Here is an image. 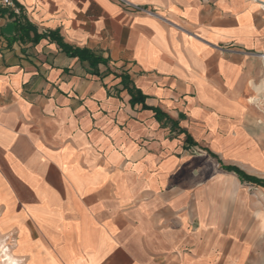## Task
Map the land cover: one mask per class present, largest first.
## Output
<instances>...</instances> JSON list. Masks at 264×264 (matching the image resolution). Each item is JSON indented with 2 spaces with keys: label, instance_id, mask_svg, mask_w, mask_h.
<instances>
[{
  "label": "crops",
  "instance_id": "0c3cea01",
  "mask_svg": "<svg viewBox=\"0 0 264 264\" xmlns=\"http://www.w3.org/2000/svg\"><path fill=\"white\" fill-rule=\"evenodd\" d=\"M125 1L0 7V256L264 264V0Z\"/></svg>",
  "mask_w": 264,
  "mask_h": 264
},
{
  "label": "trees",
  "instance_id": "16d2710c",
  "mask_svg": "<svg viewBox=\"0 0 264 264\" xmlns=\"http://www.w3.org/2000/svg\"><path fill=\"white\" fill-rule=\"evenodd\" d=\"M10 14L14 15L12 11H11ZM48 34H49V37L52 38V39H54L58 43L59 47L62 50L66 51L68 54H70L72 56H78V57H81L82 56V53L83 52H81L79 50H73L72 51L71 49L67 48L61 42L60 38L55 33L50 32ZM135 100H136L135 98H133V97L131 98V101L132 102L135 101ZM222 169L225 170V171H227V172L234 173L244 183H250V184H253V185H256V186H260V187H263L264 188V181L259 180V179L254 178V177H251V176H248L244 172H242L241 170H239L238 168L229 167L228 166V167H222Z\"/></svg>",
  "mask_w": 264,
  "mask_h": 264
},
{
  "label": "built area",
  "instance_id": "2783aa9c",
  "mask_svg": "<svg viewBox=\"0 0 264 264\" xmlns=\"http://www.w3.org/2000/svg\"><path fill=\"white\" fill-rule=\"evenodd\" d=\"M119 1L122 2L125 6L130 7L134 12L150 13L148 10L143 9L139 5L130 4V3L126 2L125 0H119ZM0 7L4 8V9L13 10L16 13H18V11H19L18 8H16L13 0H0ZM262 57L264 58V55H262Z\"/></svg>",
  "mask_w": 264,
  "mask_h": 264
},
{
  "label": "bare ground",
  "instance_id": "6f19581e",
  "mask_svg": "<svg viewBox=\"0 0 264 264\" xmlns=\"http://www.w3.org/2000/svg\"><path fill=\"white\" fill-rule=\"evenodd\" d=\"M1 246V245H0ZM7 251V250H6ZM4 252V251H3ZM4 254V256H1V262L3 263V264H17L14 260H12V258L8 255V254H6V253H3ZM4 258H6L7 260L6 261H4Z\"/></svg>",
  "mask_w": 264,
  "mask_h": 264
},
{
  "label": "rangeland",
  "instance_id": "374dc122",
  "mask_svg": "<svg viewBox=\"0 0 264 264\" xmlns=\"http://www.w3.org/2000/svg\"><path fill=\"white\" fill-rule=\"evenodd\" d=\"M1 254V253H0ZM0 264H3L2 262H1V256H0Z\"/></svg>",
  "mask_w": 264,
  "mask_h": 264
}]
</instances>
